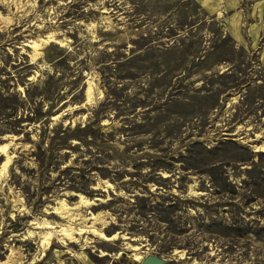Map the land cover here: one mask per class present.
Returning a JSON list of instances; mask_svg holds the SVG:
<instances>
[{
	"label": "rangeland",
	"instance_id": "obj_1",
	"mask_svg": "<svg viewBox=\"0 0 264 264\" xmlns=\"http://www.w3.org/2000/svg\"><path fill=\"white\" fill-rule=\"evenodd\" d=\"M29 2H0V138H17L0 264L11 247L16 264H139L133 245L167 264H264V0ZM53 31L65 45L32 61ZM73 192L95 203L79 206L87 227L118 236L43 255L30 222L59 224Z\"/></svg>",
	"mask_w": 264,
	"mask_h": 264
},
{
	"label": "bare ground",
	"instance_id": "obj_2",
	"mask_svg": "<svg viewBox=\"0 0 264 264\" xmlns=\"http://www.w3.org/2000/svg\"><path fill=\"white\" fill-rule=\"evenodd\" d=\"M23 0H0V2L4 5L10 6L11 3H14L17 9H23L24 4H22ZM30 0H26V3ZM30 3V2H29ZM28 3V4H29ZM27 6V5H26ZM25 11V10H24ZM4 24L2 28L7 27L9 23H11V17L9 15L2 17L1 19ZM1 24V23H0ZM55 43L60 46L65 45V38L61 40L58 38L57 34L53 32H48L46 36L43 38H40V40H31L30 44L27 45L28 47H32V51L29 53L31 60L36 61L37 56L40 55V51H38V47L43 46L44 44H50ZM44 47V46H43ZM41 50V49H40ZM29 51V50H28ZM87 85L84 91L86 102L84 105H91L95 103L96 97L100 96L101 91L98 89L97 85L91 81H86ZM22 90V88H19ZM23 92V91H22ZM83 104L78 105L74 107V109L83 108L85 107ZM85 117V115H84ZM83 117V118H84ZM62 118V114H57L53 117V120H58ZM75 122V120H74ZM67 123V122H65ZM104 123V122H103ZM257 135V134H256ZM258 136V135H257ZM15 135H4L0 139L7 140L4 143H0V157L3 158L1 164H0V176L1 174L7 169L8 165L12 164L15 160V157H17L14 153L13 147L11 146L12 141L17 139L15 138ZM255 151L264 152V142L260 145L256 146ZM4 175V174H3ZM7 175V174H6ZM111 184L108 183L106 180H103L102 182L99 180L95 185L92 186L93 190H99L104 187L108 188ZM104 190V189H103ZM69 193V192H68ZM199 193V192H197ZM74 196L78 198L77 204H75L73 207H70L68 203L65 201V199H57L56 205L53 206V211L56 213L60 219L62 220L59 224H56L57 222H51L46 218H42V220L39 219V221L35 218L34 220H31V224H34V228H39L37 232L28 229L27 235L36 237L38 236V239L40 241L41 247H42V253L45 255L46 251L50 248V246L54 243V241L61 243L62 246L66 247L65 249L70 250V246H73L74 244H77L81 242L80 248H86L88 247L89 243H92L93 241L88 242L87 237H85V233L90 231L93 236H98L99 239H102L104 241H111L116 239V235L114 234L112 236H106L100 229H97L94 227V224H91V226L87 227L86 224H84L86 217L79 213V206L84 205H95V203L88 199L86 196H84L81 193L73 192ZM67 195V194H66ZM200 195V194H199ZM70 196V195H68ZM98 197H96L97 199ZM52 212V213H53ZM94 220H101L100 215H95ZM101 223V222H100ZM105 223V221H104ZM118 236V235H117ZM85 237V238H84ZM55 245V244H54ZM91 245V244H90ZM142 246L133 245L132 250L135 251L133 253L134 260L141 262L143 257V254H140L137 251H140V248ZM12 247L10 248V253L7 256L6 260L2 264H16L19 262L18 260H21L22 253L18 251H14ZM72 251V250H71ZM69 252V251H67ZM142 252V251H140ZM66 254V253H65ZM106 254L105 252L102 253V255ZM118 255H120L118 253ZM145 256V255H144ZM182 257V255H180ZM32 263V262H31ZM23 264V263H22Z\"/></svg>",
	"mask_w": 264,
	"mask_h": 264
},
{
	"label": "water",
	"instance_id": "obj_3",
	"mask_svg": "<svg viewBox=\"0 0 264 264\" xmlns=\"http://www.w3.org/2000/svg\"><path fill=\"white\" fill-rule=\"evenodd\" d=\"M139 264H167V260L155 254H147Z\"/></svg>",
	"mask_w": 264,
	"mask_h": 264
}]
</instances>
